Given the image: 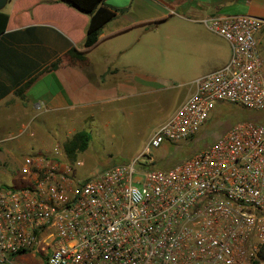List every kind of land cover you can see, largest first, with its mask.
<instances>
[{"label":"built area","instance_id":"built-area-1","mask_svg":"<svg viewBox=\"0 0 264 264\" xmlns=\"http://www.w3.org/2000/svg\"><path fill=\"white\" fill-rule=\"evenodd\" d=\"M229 46L190 83L140 155L197 133L215 105L264 109V62L249 14L201 19ZM149 161L151 157L149 156ZM135 158L71 177L54 148L23 156L21 184L0 185V264H251L264 243V123L238 121L165 170Z\"/></svg>","mask_w":264,"mask_h":264},{"label":"crops","instance_id":"crops-1","mask_svg":"<svg viewBox=\"0 0 264 264\" xmlns=\"http://www.w3.org/2000/svg\"><path fill=\"white\" fill-rule=\"evenodd\" d=\"M7 2L8 17L0 33V141L9 129L20 132L29 128L31 137L25 142H30L32 152L23 156L50 155L57 148L65 162L68 157L63 144L70 134L78 132L73 128L88 126L82 123L84 115H75L73 109L100 106L98 110H102L116 102L135 122L147 118L157 125L186 95L172 103L171 93L142 87L148 79L135 71V54L120 57L139 41L141 33L145 41L151 28L169 22L175 31L181 32V45L203 57L195 77L198 78L223 66L230 52L228 43L209 31L201 19L249 14L264 20V0H115L111 5L105 2L117 11L101 26L97 42L84 52V61H78L65 52L81 47L85 14L60 0ZM255 39L264 62V23ZM98 48V54H93ZM62 57L60 63L49 67ZM46 76L53 84L44 81ZM131 104L137 105L139 114L132 112ZM88 116L92 117V113ZM55 121L59 128L56 134L48 128ZM52 140L58 144L51 146ZM20 159L16 160L17 166ZM75 161L71 160V164ZM17 181L21 184L18 178Z\"/></svg>","mask_w":264,"mask_h":264},{"label":"rangeland","instance_id":"rangeland-1","mask_svg":"<svg viewBox=\"0 0 264 264\" xmlns=\"http://www.w3.org/2000/svg\"><path fill=\"white\" fill-rule=\"evenodd\" d=\"M113 1L115 0H105L109 5ZM8 6L7 2L1 10L7 11ZM140 35L139 41L135 42L131 48L124 50L120 57L127 58L135 54L136 62H133L135 71L145 74L144 78L148 79L147 83L142 84L144 85L142 87L160 88L163 92L171 93V101L175 102L178 97L189 91L190 83L200 69L199 64L204 62L203 57L198 56L196 51L191 52L189 47L181 45V32L175 31L169 22L167 24L160 22L157 27L151 28L145 41L144 33ZM100 50V48L94 50L93 54L95 52L98 54ZM44 81L52 82L48 76L44 78ZM130 106H132V112L136 110V114H139L137 105L134 107V104H131ZM235 106L237 105L217 103L195 138L179 142H165L159 148L152 150L148 156L140 155V151L157 122L146 118L137 123L131 115L126 113L127 110L116 102L110 104L108 109L106 106L102 110H98L100 106L75 108L72 113L81 117L84 115L81 118L82 123L88 126H77L73 129L74 131L81 129L86 131L88 142L84 150H76L74 153L73 160L80 161V165L74 169L71 168V177L81 179L91 171L101 170L131 158H135V168L143 166L150 168V164L153 163L158 170H164L167 165L186 159L188 152L200 150L204 145L212 142L227 125L231 126L238 121L247 119V117L263 113L246 108L238 109L239 106L237 108ZM90 113H92V117L88 116ZM100 114L103 115V118L102 116L98 117ZM56 123L58 121L48 124L51 133L58 132L59 128ZM43 129L47 130V127ZM30 131L29 128H23L20 132L9 129L2 136L4 139L0 141L1 186L17 187L20 185L17 181L19 174L16 160L32 152L29 150L30 142L28 144L25 142L31 137ZM76 139V134L72 133L63 145H72ZM55 142L57 143V141ZM55 142L52 140L51 146L56 144ZM149 156L151 161H149ZM67 162L71 164L69 158Z\"/></svg>","mask_w":264,"mask_h":264},{"label":"trees","instance_id":"trees-1","mask_svg":"<svg viewBox=\"0 0 264 264\" xmlns=\"http://www.w3.org/2000/svg\"><path fill=\"white\" fill-rule=\"evenodd\" d=\"M65 5L73 8L74 10L83 13L87 16V22L84 29V37L82 40V44L80 48L71 47L69 48L65 54L69 56L70 58L77 59L78 61H84V52L92 47L98 40V33L100 31L101 26L103 23L108 21L110 18H112L117 9L113 8L105 3V0H60ZM7 13L0 10V33H2L5 29L6 21H7ZM63 57L60 59H56L52 64L49 65V67H54L57 63H60L62 61ZM221 103H227V102H220ZM231 104V103H228ZM217 105V104H216ZM215 105V106H216ZM234 105V104H231ZM236 108L238 106H235ZM215 108V107H214ZM233 108V107H232ZM238 109H243L241 107H238ZM262 111L263 113L261 115L256 116H250L247 117V119L244 120H250L257 123H264V109L258 110ZM241 120V121H244ZM230 127V125H227L224 130L209 144L204 145V147L210 145L213 143L225 130H227ZM200 131V130H199ZM199 131L197 133H199ZM197 133H195L192 136H189L186 138V140H192L196 137ZM76 140L75 143L69 146H65L64 152L66 153L67 157L71 160L74 158V153L76 150H84L87 146L88 142V133L84 130H80L76 133ZM170 143V142H169ZM203 147V148H204ZM197 150L188 152L187 158L191 156L193 153H195ZM176 163H171L167 165V167L164 168L168 169L169 167L173 166ZM150 168L152 169H158L157 167H154L153 163L150 164ZM251 264H264V243L260 247L256 258L252 260Z\"/></svg>","mask_w":264,"mask_h":264},{"label":"water","instance_id":"water-1","mask_svg":"<svg viewBox=\"0 0 264 264\" xmlns=\"http://www.w3.org/2000/svg\"><path fill=\"white\" fill-rule=\"evenodd\" d=\"M7 0H0V10L3 8Z\"/></svg>","mask_w":264,"mask_h":264}]
</instances>
